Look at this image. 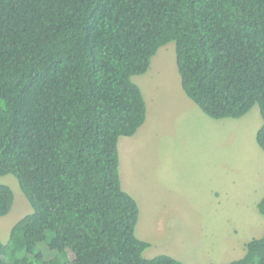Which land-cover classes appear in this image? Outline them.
<instances>
[{
	"label": "trees",
	"instance_id": "trees-1",
	"mask_svg": "<svg viewBox=\"0 0 264 264\" xmlns=\"http://www.w3.org/2000/svg\"><path fill=\"white\" fill-rule=\"evenodd\" d=\"M173 41L204 113L259 106L264 150V0H0V176L15 175L34 208L0 241V264H188L145 257L120 174L119 140L147 118L133 76ZM14 201L0 183V216ZM246 246L220 264H264V234Z\"/></svg>",
	"mask_w": 264,
	"mask_h": 264
},
{
	"label": "rangeland",
	"instance_id": "rangeland-1",
	"mask_svg": "<svg viewBox=\"0 0 264 264\" xmlns=\"http://www.w3.org/2000/svg\"><path fill=\"white\" fill-rule=\"evenodd\" d=\"M133 80L145 96L147 118L135 135L119 140L120 174L139 204L137 235L151 242L145 257L167 254L188 264L243 257L246 244L264 234L257 204L264 195L259 106L239 119L204 113L183 89L174 41ZM0 183L15 193L11 211L0 216V241L7 243L34 208L15 175L0 176Z\"/></svg>",
	"mask_w": 264,
	"mask_h": 264
},
{
	"label": "crops",
	"instance_id": "crops-1",
	"mask_svg": "<svg viewBox=\"0 0 264 264\" xmlns=\"http://www.w3.org/2000/svg\"><path fill=\"white\" fill-rule=\"evenodd\" d=\"M188 96V95H187ZM189 97V96H188ZM190 98V97H189ZM191 99V98H190ZM192 100V99H191ZM228 119V118H227ZM259 145V144H258ZM260 147V146H259ZM261 148V147H260ZM253 149H254V151H255V149H256V151H257V154L260 152L261 153V151L260 150H258V148H255L254 147V145H253ZM262 149V148H261ZM264 151V150H263ZM261 156H262V158H263V162H264V156L261 154ZM257 190H261V188L259 187ZM256 190L253 188L251 191H250V194H252L253 192H255ZM260 198H261V196H263L264 197V195H262V193H260ZM262 197V198H263ZM261 198V199H262ZM261 199L259 200V201H257L258 203L257 204H259V202L261 201ZM246 247V246H245Z\"/></svg>",
	"mask_w": 264,
	"mask_h": 264
}]
</instances>
